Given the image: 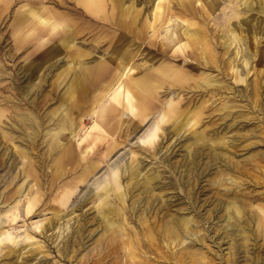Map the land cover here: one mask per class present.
<instances>
[{"label":"rangeland","instance_id":"374dc122","mask_svg":"<svg viewBox=\"0 0 264 264\" xmlns=\"http://www.w3.org/2000/svg\"><path fill=\"white\" fill-rule=\"evenodd\" d=\"M228 1L0 0V264H112L127 241L133 264H264V0H237L238 41ZM120 74L147 115L120 88L97 129L87 115ZM63 115L79 124L56 144Z\"/></svg>","mask_w":264,"mask_h":264},{"label":"bare ground","instance_id":"6f19581e","mask_svg":"<svg viewBox=\"0 0 264 264\" xmlns=\"http://www.w3.org/2000/svg\"><path fill=\"white\" fill-rule=\"evenodd\" d=\"M210 2H213V0H210ZM228 8V10H226L225 12V18L229 24V30H232L233 33V37L237 39V41L241 38V35L239 33V30L237 29V23L239 22L238 20L243 18V13L241 12L242 10L239 9L238 7V1L237 0H229L227 4H225V7H223V9ZM153 9V8H152ZM205 10H208V7L205 8ZM244 11V10H243ZM152 12V11H151ZM246 16V15H245ZM223 17V16H222ZM151 18V17H150ZM258 21V20H257ZM178 26V24H176ZM241 25V24H240ZM171 25H168L167 28L165 30H168V36H167V40L171 42V44H175L174 46L177 47H181L184 45H187V43L189 42H197L198 44H200L201 47V52H202V57L206 60H212L214 58V52L213 49L211 47V45H209L204 39H201L198 35V33L193 30L190 33H187L185 35H183V30H181L180 33L177 32V28L175 27V25L172 27H170ZM171 28V29H170ZM225 28V27H224ZM164 29V28H163ZM165 32V31H164ZM200 33L202 34V32L200 31ZM242 33V32H241ZM203 35V34H202ZM246 35V34H245ZM246 38V37H245ZM186 39V40H184ZM242 39V38H241ZM255 40V39H254ZM187 42V43H186ZM240 42V41H239ZM241 43V42H240ZM250 43V41H249ZM254 45V44H253ZM187 50V49H186ZM242 51V50H241ZM187 52V51H186ZM239 54V53H238ZM257 56V55H256ZM242 57V56H241ZM236 59V58H235ZM234 59V60H235ZM246 59V58H245ZM245 63L247 64V61L244 60ZM55 63V62H54ZM244 63V64H245ZM51 64V63H50ZM185 66V65H183ZM168 68H171L168 66ZM175 68V67H174ZM49 69V68H48ZM171 70V69H170ZM173 71H175L177 74H181V69L175 68L173 69ZM48 72V71H47ZM125 75V74H124ZM127 75V73H126ZM125 75V76H126ZM121 76L122 74H120L117 79H115V81H113L112 83H110L109 85H106L105 87H103L101 89V91L98 93V95L95 97V104L93 105V107L90 110V114L88 113L87 117H92L95 122H96V127L97 129H105V131H111L112 130V122H116V119L118 117V111H119V104L117 102V95L118 92L120 93V88L121 90H123L124 92V98L126 101V106L127 109L129 110L130 113H132L133 115H139L140 117V121H142L143 119H145L146 115H147V110L144 109L140 103L142 104H147V106H149L150 103L148 102V98L146 97L147 95L145 94L144 91H146L145 89H141L137 91V97L135 96V94L133 93V89H132V84L126 80L125 82L120 81L121 80ZM207 77V75H206ZM209 77V75H208ZM210 78H205L203 81L209 82ZM217 81V80H216ZM213 82V81H212ZM228 82V81H227ZM211 83V82H210ZM208 83V84H210ZM118 84V86H116ZM122 85V86H121ZM201 85V84H200ZM213 85V84H212ZM205 86V85H204ZM146 88H150L149 85H145ZM219 87V86H218ZM43 92V91H42ZM223 93V92H222ZM173 94V93H172ZM14 96V94H13ZM168 98V97H167ZM20 104V103H19ZM140 105V108H139ZM262 105V104H261ZM171 108V107H170ZM139 109H141L139 111ZM137 110L140 112L138 113ZM64 111V110H63ZM14 112V111H13ZM65 112V111H64ZM68 112H70L68 110ZM22 114V113H21ZM53 116V115H52ZM164 115H161V118H163ZM58 117V116H57ZM250 117V116H249ZM86 118V117H85ZM31 119V118H30ZM77 120V119H76ZM31 121V120H30ZM45 121V120H44ZM78 121V120H77ZM68 122V123H67ZM79 123H74L73 120L69 121L66 120V116H61L60 119L57 118V120L54 122V126H52L53 130L52 132L50 130L47 129V134H49L50 136V140H52L53 143H57V136H58V131H60L62 128H66V127H75L76 125H78ZM50 125V124H49ZM69 125V126H68ZM85 127V126H84ZM161 127V125L159 124V121L156 123L155 125V129L151 132L150 135H148L149 137H147L146 140H153V138L155 136H157L159 133L157 132ZM32 128V127H31ZM83 128V127H82ZM21 129V128H20ZM50 129V128H49ZM11 130V129H10ZM65 130V129H64ZM99 130V131H100ZM67 131V130H66ZM72 133V132H71ZM96 133V131L94 132ZM60 134V133H59ZM97 134V133H96ZM95 134V135H96ZM137 135V134H136ZM194 136V134H193ZM36 137V136H35ZM68 137V136H67ZM131 137V136H130ZM62 140V139H61ZM144 140V139H141ZM51 142V143H52ZM250 142V141H249ZM29 144V143H28ZM33 145V144H32ZM26 146V145H25ZM46 147V146H45ZM43 148V147H42ZM52 148V147H51ZM36 149V148H35ZM46 152V150H45ZM151 152V151H150ZM70 151L66 150L65 154L69 155ZM46 154V153H45ZM39 155V154H38ZM37 156V155H36ZM45 156V155H44ZM211 157V156H210ZM37 158V157H36ZM52 160V159H51ZM39 161V160H38ZM21 162V161H20ZM93 163V162H92ZM37 164V163H36ZM45 164V163H44ZM136 167V166H135ZM48 168V167H47ZM133 168V167H131ZM137 169V168H136ZM93 170V169H92ZM151 170V169H150ZM84 172V171H82ZM110 172V171H109ZM137 172V171H136ZM148 174V173H147ZM96 175V174H95ZM94 177V176H93ZM144 197V196H143ZM20 203V201H19ZM22 206V205H21ZM17 207V206H16ZM18 208V207H17ZM31 208V207H30ZM22 209V208H21ZM29 210V208H28ZM110 213V212H109ZM173 218V216H172ZM181 218V217H180ZM53 219V218H52ZM183 219V218H182ZM9 220V219H8ZM104 222V220H103ZM177 222V221H176ZM9 223V222H8ZM26 223V222H25ZM85 223V222H84ZM108 223L112 224L113 220L112 219H108ZM115 223V222H114ZM94 224V223H93ZM46 225V224H45ZM177 225V224H176ZM28 226V225H27ZM189 226V225H188ZM6 230V229H5ZM179 230V229H178ZM10 231V230H9ZM116 231V230H115ZM162 229L160 230L161 233ZM154 232V231H153ZM167 234L172 235L175 234L174 231H172L170 228H167L166 230ZM159 233V234H160ZM22 234V233H20ZM154 234V233H153ZM156 234V233H155ZM116 235V234H115ZM144 235V234H143ZM149 235L152 236V233ZM159 236V235H158ZM8 237V236H7ZM145 237V236H144ZM116 236L114 238H112V242L113 240H115ZM147 239V238H146ZM145 239V240H146ZM162 239V238H160ZM19 240V239H18ZM143 241V240H142ZM151 241V240H150ZM6 242V241H5ZM137 242V241H136ZM147 242V241H146ZM4 243V242H3ZM127 248L125 249L126 252L124 254V256L121 258V262H119L118 260L116 261V263H112V264H133L134 263V258L139 254L136 250L135 247L130 243V241L125 242ZM138 243V242H137ZM10 244V243H9ZM112 244V243H111ZM116 244V242H115ZM134 244V243H133ZM151 244V242H150ZM5 245V244H4ZM13 245V244H12ZM123 245V244H122ZM138 245V244H137ZM6 246L9 247V249L11 248L10 245H8L6 243ZM14 246V245H13ZM23 246V245H22ZM117 246V245H116ZM24 247V246H23ZM118 247V246H117ZM100 247V251H101ZM111 248V247H110ZM114 248V247H113ZM149 248V247H148ZM1 249V248H0ZM16 249V248H15ZM103 249V248H102ZM106 249V248H105ZM104 249V250H105ZM116 249V247H115ZM138 250V249H137ZM149 250V249H148ZM99 251V252H100ZM106 251V250H105ZM104 251V252H105ZM115 251V250H114ZM175 251V250H174ZM21 252V251H20ZM19 252V253H20ZM103 252V251H102ZM109 251L107 250V255L110 253H108ZM112 252V251H111ZM1 253V252H0ZM117 253V251H116ZM143 253V252H142ZM104 254V253H103ZM18 255V254H17ZM20 255V254H19ZM69 255V254H68ZM86 255V254H85ZM101 255V254H99ZM106 255V256H107ZM195 253H192V256H194ZM102 256V255H101ZM100 256V257H101ZM118 256V255H117ZM109 257V255H108ZM113 258V256H112ZM100 259V258H99ZM108 259V258H107ZM106 261H109L107 260ZM115 259V258H114ZM101 260V259H100ZM103 260V259H102ZM105 260V259H104ZM99 261V260H98ZM112 261V260H110ZM145 261V260H144ZM149 261V260H148ZM153 261V260H152ZM104 262V261H103ZM114 262V260H113ZM137 262V260H136ZM107 264V263H105ZM110 264V263H109Z\"/></svg>","mask_w":264,"mask_h":264}]
</instances>
